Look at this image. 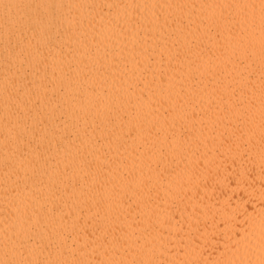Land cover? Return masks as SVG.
Segmentation results:
<instances>
[{"label":"bare ground","instance_id":"bare-ground-1","mask_svg":"<svg viewBox=\"0 0 264 264\" xmlns=\"http://www.w3.org/2000/svg\"><path fill=\"white\" fill-rule=\"evenodd\" d=\"M0 264H264V0H0Z\"/></svg>","mask_w":264,"mask_h":264}]
</instances>
